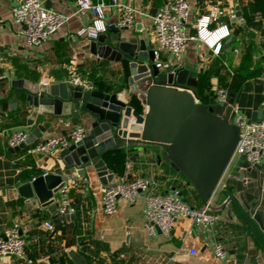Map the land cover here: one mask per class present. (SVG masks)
<instances>
[{
  "label": "crops",
  "instance_id": "crops-1",
  "mask_svg": "<svg viewBox=\"0 0 264 264\" xmlns=\"http://www.w3.org/2000/svg\"><path fill=\"white\" fill-rule=\"evenodd\" d=\"M40 1L46 10L64 14L70 20L49 42L28 49L20 34L21 27L13 22L12 9L18 0H0V74L5 77L0 82V233L17 224L27 241L25 259L3 257L0 264H264L263 242L242 214L248 215L264 240V160L251 168L244 158L235 156L210 200L219 221L200 232L192 221L182 220L170 238L160 232L156 235L147 232L145 194L133 203L120 199L117 213L105 216L100 208L103 184L92 168L87 169L84 180L68 178L74 208L70 215L59 210L61 214L57 216L38 199L21 197L18 190L21 185L45 173L63 175L66 170L63 150L52 155L31 154L29 150L50 137H65L78 125L87 129L88 136L95 119L74 106L73 113H81L80 118L73 114L43 115L35 125L29 126L32 109L25 102L26 92L15 89L14 79L41 85L63 82L73 85L74 79H80L85 89L100 90L111 83V90H116L117 84L127 78L121 63L99 59L90 52L93 41L79 34L89 21L75 15V0ZM118 1L138 11L135 27L125 31L123 39L137 38L155 46L151 16L168 0ZM104 2L109 5L106 9L109 26L118 23L121 10L112 5L113 0ZM188 2L189 34H196L200 18L218 12H224V16L212 23L209 30L228 24L232 33L226 39H219L215 46L191 40L174 69L184 68L197 74L202 101L210 103L214 87L225 84L231 86L228 89L231 98L249 120H254L253 116L260 110L264 115V71L246 77L248 71L264 70V0ZM231 10L243 24L228 17ZM106 34L113 35L109 29ZM219 43L222 49L217 53ZM162 60L170 58L166 55ZM121 99L138 106L141 113L147 110L131 86H127ZM40 124L46 132L37 141L11 152L8 140L13 133L25 130L30 137ZM118 149L125 154L124 165L117 166L111 158L104 159L117 179L147 178L152 181L150 193L165 195L177 189L192 206L203 207L198 203L194 186L172 166L164 149L136 140L126 141ZM46 223L54 230L49 231ZM217 242L225 247L224 260L213 255V245ZM191 249H196L198 254L192 256Z\"/></svg>",
  "mask_w": 264,
  "mask_h": 264
},
{
  "label": "water",
  "instance_id": "water-1",
  "mask_svg": "<svg viewBox=\"0 0 264 264\" xmlns=\"http://www.w3.org/2000/svg\"><path fill=\"white\" fill-rule=\"evenodd\" d=\"M109 31L113 35H101L92 42L90 52L99 59L122 64L127 78L117 84L119 89L111 90V83L95 90L66 82L41 85L14 79L15 89L26 92L25 102L32 109L29 126L35 125L43 115L73 114L80 118L81 113H73L74 106L95 119L90 135L62 151L66 163L64 174L48 173L33 178L19 187L21 197L38 199L50 212L60 216L58 193L67 185L68 178L84 180L87 169L92 168L103 185L114 186L117 177L108 169L104 155L126 141L136 140L164 149L172 166L194 185L203 207H210V200L235 157L240 141L233 111H227V105L198 98L196 73L184 68L159 69L155 63V46L150 42L123 39L127 30L116 24L110 25ZM127 86L141 96L143 106L147 107L145 113L121 99ZM233 102L230 98V103ZM262 117L263 110H260L253 119ZM45 132L43 125H37L27 141L11 152L24 149ZM236 206L241 210L238 204ZM242 214L264 245L248 215Z\"/></svg>",
  "mask_w": 264,
  "mask_h": 264
},
{
  "label": "built area",
  "instance_id": "built-area-1",
  "mask_svg": "<svg viewBox=\"0 0 264 264\" xmlns=\"http://www.w3.org/2000/svg\"><path fill=\"white\" fill-rule=\"evenodd\" d=\"M75 15L86 19L89 24L79 32L92 41L106 34L109 24L106 19V9L109 7L104 0H75ZM112 5L121 10V19L116 25L121 29L130 30L136 25L138 11L128 4H122L113 0ZM111 5V6H112ZM13 22L21 27L26 47L35 49L49 42L70 20V17L56 11L46 10L40 0H18V4L12 9ZM224 12L212 13L210 16L200 18L196 24V34L188 33V24L191 17V8L188 0H168L159 7L151 16L152 33L155 43V63L159 69L166 70L178 65L181 57L187 52L191 40H200L207 46H215L219 39L231 36L232 29L228 24H223L215 31L209 30V26L216 22ZM228 17L238 24L243 20L238 18L236 12L231 10ZM222 45L219 43L215 51L219 53ZM169 56V61H163V56ZM5 77L0 74V82ZM74 86L82 87L80 79H74ZM231 94L228 89L214 87L210 103L227 105V111H233L234 124L240 130V141L236 148L235 156L245 159L249 167L255 168L264 160V115L261 120H249L239 109L238 105L230 103ZM87 129L78 125L65 137H50L29 150L31 154L52 155L60 150L67 149L72 144L87 136ZM29 135L25 130H19L11 135L8 146L15 149L24 144ZM130 168V164H127ZM48 173H45L46 175ZM152 181L147 178L128 180L120 177L114 186L103 185L101 187L100 208L105 216H113L118 211V202L124 199L130 203L135 202L142 194L146 195V208L144 211L145 227L150 235L160 232L165 238H170L178 223L182 220L192 221L194 226L203 232L218 221L214 208L194 207L188 203L180 190L165 195L150 193ZM57 202L62 213L70 215L74 208L70 198V188L63 187L58 193ZM49 231L54 227L46 223ZM27 241L22 236L19 225L6 229L0 233V258L16 257L26 258ZM190 254L196 256V249H191ZM213 255L216 259L226 258L225 247L217 242L213 245ZM33 261L29 260V263Z\"/></svg>",
  "mask_w": 264,
  "mask_h": 264
},
{
  "label": "trees",
  "instance_id": "trees-1",
  "mask_svg": "<svg viewBox=\"0 0 264 264\" xmlns=\"http://www.w3.org/2000/svg\"><path fill=\"white\" fill-rule=\"evenodd\" d=\"M264 70H262V71H255V72H252V71H248V73H247V75H246V77L247 78H251V77H255V76H258L259 74H260V72H263ZM245 77V78H246ZM207 79H208V77H207ZM224 86V88H226V89H230L231 90V86H229V85H223ZM199 87H201V82L200 83H198V86H197V88H196V90H197V92H196V94H197V96H198V98H199V93H200V89H199ZM123 150L122 149H114V150H111V151H109L108 153H106L105 155H104V159L106 160V161H109V159L111 158V160L112 161H114L112 164H114V165H117V166H121V165H124V162H125V154H124V152H122ZM111 153V154H110ZM184 175V174H183ZM184 177L187 179V177L184 175ZM188 180V179H187ZM188 182L190 183V184H192L189 180H188ZM193 185V184H192ZM194 186V185H193ZM195 188V187H194ZM195 191H196V193H197V195H198V197H199V199H198V203H199V205H202V203H201V199H200V196H199V194H198V192H197V190H196V188H195Z\"/></svg>",
  "mask_w": 264,
  "mask_h": 264
}]
</instances>
